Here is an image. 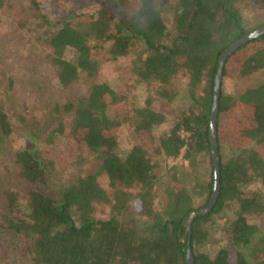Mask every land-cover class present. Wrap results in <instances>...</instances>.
Returning a JSON list of instances; mask_svg holds the SVG:
<instances>
[{"label": "trees", "instance_id": "16d2710c", "mask_svg": "<svg viewBox=\"0 0 264 264\" xmlns=\"http://www.w3.org/2000/svg\"><path fill=\"white\" fill-rule=\"evenodd\" d=\"M243 1L264 11V0H103L82 21L71 12L51 21L37 0H29L44 27L53 87L63 97L48 104L41 124L23 115L11 123L0 108V155L9 158L7 179L27 186L20 198L12 188L0 192V233L23 239L19 253L29 264H186L187 243L192 264H264V232L246 219L264 209V82L234 94H223L219 86L217 196L208 213L183 224L190 213L206 207L212 193L208 119L214 77L220 54L255 30L244 28L235 8ZM4 4L0 0V8ZM137 47L134 75L151 97L134 109L138 143L120 158L114 152V117L123 108L122 97L95 80L98 64L92 53L105 50L117 60L135 54ZM256 74L264 75V34L226 58L221 78L242 81ZM178 84L186 108L154 138L167 121L154 103H171ZM17 135L20 148L7 153L6 143ZM58 138L84 146L98 160L96 170L64 181L49 156ZM178 156L190 167L200 156L209 161L208 180L200 187L204 203L197 209L192 195L200 193L189 192L176 172L161 189L160 206L153 204L157 184L168 173L167 161ZM59 163L65 165L61 158ZM99 175L108 191L99 186ZM227 204L235 210L224 228V244L213 256L198 252L207 238L206 225ZM96 205L109 207L105 219L94 216Z\"/></svg>", "mask_w": 264, "mask_h": 264}, {"label": "rangeland", "instance_id": "374dc122", "mask_svg": "<svg viewBox=\"0 0 264 264\" xmlns=\"http://www.w3.org/2000/svg\"><path fill=\"white\" fill-rule=\"evenodd\" d=\"M98 1L103 0H37L41 12L51 21H55L62 12L79 15L78 19L82 21L96 13L99 9ZM235 8L246 30H254L264 24V11L256 9L250 2L237 3ZM163 18L169 25V16L165 13ZM39 25L37 14L31 9L29 0H5V4L0 8V108L9 117L11 123H14L16 115H23L27 119L36 118L41 124L49 111L48 104L53 101L63 102V97L53 87L54 74L45 60L48 50L42 43L44 27ZM138 51L139 47L135 54L132 53L117 60L110 59L105 50L95 49L92 53V59L98 64L95 80L107 84L122 97L123 108L116 109L114 117L117 125L114 129L116 139L114 152L120 158H123L130 148L138 143L133 131L136 120L134 109L142 107L145 98L151 95L148 86L140 83L134 75ZM67 56L69 58L72 56L71 51L67 52ZM263 82L264 75L260 74L242 81L221 78L220 89L223 94H234L245 87ZM79 91L83 92L84 88L80 87ZM154 108L162 112L167 119L166 124L155 130L154 138H156L170 126L176 114L185 110L186 95L182 86L177 85V96L171 103L156 102ZM21 143L22 140L18 139L17 135V138L6 143L8 144L6 145L7 153L20 148ZM37 144L40 149L44 147L39 141ZM222 153L224 157L227 156L225 146L222 147ZM49 156L56 168L60 170L59 174L64 181L74 174L93 173L99 164L95 156L90 154L84 146L66 138H58L54 141L49 149ZM60 158L65 162L66 168L62 169L65 165H60ZM8 159L7 155L3 157L0 155V192L6 188H12L20 198L27 186L7 179ZM166 164L169 168L168 173L157 184L153 204L160 206L161 189L168 183L169 175L176 172L179 183H183L189 192L200 193L192 195L193 208L202 206L204 194L200 187L208 180V159L200 156L195 166L190 167L178 156L168 160ZM97 182L102 189L108 191L107 181L103 175L97 177ZM20 202L23 205V199H20ZM262 203L264 206V194ZM234 210L233 204H227L223 212L212 216L206 225L207 238L196 249L198 252L213 256L224 244V228ZM108 213L107 205L95 206L96 218L105 219ZM246 219L258 230L264 232V209L262 213L248 215ZM23 243L21 238L0 233V264H29L19 253Z\"/></svg>", "mask_w": 264, "mask_h": 264}, {"label": "water", "instance_id": "95a60500", "mask_svg": "<svg viewBox=\"0 0 264 264\" xmlns=\"http://www.w3.org/2000/svg\"><path fill=\"white\" fill-rule=\"evenodd\" d=\"M264 34V25L260 26L259 28L255 29L251 33L246 34L245 36L241 37L240 39L232 42L219 56L218 58V65L216 74L214 77V86H213V95H212V104L209 114V122H208V140L210 145V155H211V163L213 167V187H212V193L210 196V200L205 208L201 210L194 211L190 213L188 217L185 218L183 221V224H187L188 221L195 217L196 215H204L208 213L212 206L214 205L217 192H218V158H217V150H216V136L214 131L215 126V120H216V106L218 102V94H219V86H220V80H221V71L224 61L228 56H230L233 52H235L239 47L243 46L249 41H252L259 36ZM186 250V256L185 261L186 264H192V258L190 254V250L188 247V243L185 247Z\"/></svg>", "mask_w": 264, "mask_h": 264}]
</instances>
